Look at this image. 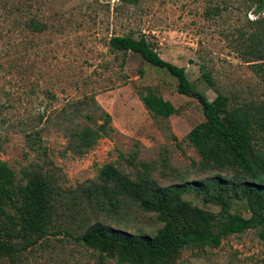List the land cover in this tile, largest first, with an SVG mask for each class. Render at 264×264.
<instances>
[{
	"label": "rangeland",
	"instance_id": "374dc122",
	"mask_svg": "<svg viewBox=\"0 0 264 264\" xmlns=\"http://www.w3.org/2000/svg\"><path fill=\"white\" fill-rule=\"evenodd\" d=\"M257 17L245 0H139L136 5L0 0V159L17 183H25L26 168L39 165L73 190L94 180L107 163L131 177L132 165L148 164L162 187L205 177L195 173L192 163L198 156L185 140L204 120L198 101L178 94L176 80L165 71L131 53H112L108 42L113 36H144L163 60L185 68L189 81L209 100L216 93L200 77L202 63L220 91L239 94L241 100H262L263 82L236 49L240 32L254 33L250 22ZM258 46L264 56V37ZM147 87L170 101L175 114L167 119L151 115L141 101ZM91 99L111 116L113 131L77 157L65 152L64 128L70 125L64 115L71 114L73 104ZM97 114L91 126L101 124ZM79 122L77 118L73 124ZM36 131L44 156L26 140V134ZM184 198L203 210L219 211L190 194ZM233 211L250 215L243 203ZM62 225L50 229L20 264H117L100 261L97 252L81 244L82 222ZM161 226L155 214L133 210L118 227L154 236ZM175 264H264V242L250 230L224 238L216 248L185 249Z\"/></svg>",
	"mask_w": 264,
	"mask_h": 264
},
{
	"label": "trees",
	"instance_id": "16d2710c",
	"mask_svg": "<svg viewBox=\"0 0 264 264\" xmlns=\"http://www.w3.org/2000/svg\"><path fill=\"white\" fill-rule=\"evenodd\" d=\"M118 1L125 5L139 2ZM245 1L258 17L250 22L254 33H239L236 49L264 84V56L258 46L264 37V0ZM108 47L112 53H131L146 65L165 71L176 80L178 94L198 101L204 120L185 140L198 156L192 163L195 173L205 177L162 187L152 178L148 164L137 168L130 162L134 169L131 177L114 163H107L98 169L94 180L73 190L63 188L55 172L39 165L26 168L25 183H17L13 170L0 159V264L22 263L50 229L64 222H82L81 244L97 252L100 261L110 259L117 264H175L185 249L216 248L224 238L250 230L264 242V98L241 100L239 94L220 91L202 63L200 77L216 93L209 100L189 81L185 68L163 60L144 36H113ZM141 101L155 117L167 119L175 114L172 103L155 88H145ZM73 105L71 114L64 115V111L60 115L70 125L64 128L65 152L79 157L113 129L111 116L95 108L93 99ZM95 113L102 122L91 126ZM77 118L81 122L73 124ZM26 140L40 155H46L40 132L26 134ZM187 194L219 211L201 209L184 198ZM238 203L245 205L248 217L233 211ZM133 210L156 215L162 226L154 236L118 227Z\"/></svg>",
	"mask_w": 264,
	"mask_h": 264
}]
</instances>
